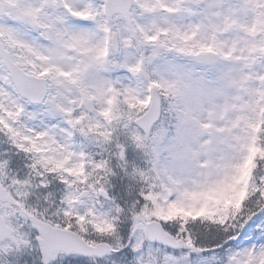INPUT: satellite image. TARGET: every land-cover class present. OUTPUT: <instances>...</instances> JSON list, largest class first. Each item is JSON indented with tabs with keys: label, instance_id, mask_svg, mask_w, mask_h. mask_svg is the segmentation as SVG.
I'll return each instance as SVG.
<instances>
[{
	"label": "snow or ice",
	"instance_id": "1",
	"mask_svg": "<svg viewBox=\"0 0 264 264\" xmlns=\"http://www.w3.org/2000/svg\"><path fill=\"white\" fill-rule=\"evenodd\" d=\"M0 264H264V0H0Z\"/></svg>",
	"mask_w": 264,
	"mask_h": 264
}]
</instances>
